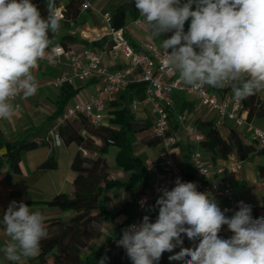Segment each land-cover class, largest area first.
<instances>
[{
	"label": "clouds",
	"instance_id": "1",
	"mask_svg": "<svg viewBox=\"0 0 264 264\" xmlns=\"http://www.w3.org/2000/svg\"><path fill=\"white\" fill-rule=\"evenodd\" d=\"M134 5L150 38L173 32L161 47L165 66L179 73L181 83L193 88L228 86L238 101L264 89V0H134ZM46 8L44 18L32 0H0V119L14 115L9 98L22 94L26 99L37 92L32 70L51 43L49 32L60 29L55 0H48ZM55 143L61 144L58 136ZM145 202L141 200V206ZM156 207L155 222L145 215L140 224L123 229L116 242L132 264H159L162 254L176 247L180 251L168 259L182 264H264V216L254 219L252 207L243 201L229 217L228 210L197 191L194 182L177 177L175 187L162 190ZM0 225L10 237L2 250L13 262L37 257L48 236L42 212L23 201L9 203ZM223 225L233 233L228 239L218 235ZM182 234L192 242L199 240L198 245L183 247Z\"/></svg>",
	"mask_w": 264,
	"mask_h": 264
},
{
	"label": "trees",
	"instance_id": "2",
	"mask_svg": "<svg viewBox=\"0 0 264 264\" xmlns=\"http://www.w3.org/2000/svg\"><path fill=\"white\" fill-rule=\"evenodd\" d=\"M48 0H35L44 18H47L46 8ZM56 4V1H55ZM81 1L70 0L65 7V21L69 24L76 23L81 14ZM111 27L116 30H123L127 36V22L136 21L142 17L135 8L134 0H123L120 4L111 9ZM51 43L57 38L56 33L49 32ZM66 38H62L61 45H66ZM107 42L106 38L101 42L92 44L82 41L89 48L103 47ZM49 44L46 50H50L53 44ZM45 50V51H46ZM209 86V85H208ZM222 96L234 98L231 88H213ZM144 85L132 84L128 90L120 95L118 99L111 101V106L115 110L110 112L109 125L99 128L90 126L84 120L68 121L65 126L59 128V135L65 145L75 144L82 150L93 154L92 159L82 156L79 151L72 162V170L77 174L74 181V189L71 194H60L51 201L44 204L48 207L57 208L64 213H74L68 219H53L45 221L48 232L46 239L41 241V250L29 264H98V261L107 256L105 264H132L128 258L126 250L117 246V239L123 233L125 227L134 222L137 218L142 222L143 217L148 215L151 222H155L158 216V207L152 193L153 176L148 170L146 162L136 156V146L140 144L142 135L144 139L149 138L144 146L155 148L161 144V140L152 136V122L139 123L136 116L130 110V104L134 98H144ZM81 92V88L75 89L69 84H64L59 89V95L55 102L56 111L51 116V121H57L64 115V111ZM175 110L172 112V125L177 129V115L183 114L186 110L193 108V103L188 101L182 93L174 94ZM243 107L249 111L248 119L251 121H264V100L261 99L260 91L255 95L242 100ZM196 129L204 135V140L200 143V149L207 154L213 162L225 160L232 153H237L243 162H249L255 157H264V148H258L255 144H246L240 134L230 129L227 138L221 135L214 122L201 117L193 119ZM78 123L81 124L77 126ZM86 124V125H85ZM82 130H86L90 136L84 137ZM151 135V137H150ZM100 141V144H97ZM44 146H51L45 140L40 142L32 140L31 136L17 139L14 142L6 141L0 134V147L7 148V152L0 155V168L6 165L14 174H21V162L26 152L37 150ZM54 147V146H53ZM182 153L183 161L189 164L195 146L188 141L182 140L176 144ZM113 149L115 156V166L123 173H131L127 180H115L111 178L109 166L105 157ZM58 168V161L53 154L47 159L39 170L52 171ZM259 172L264 177V165H259ZM109 191L129 193L131 201L123 203L120 207L110 210L108 202ZM144 195L150 196L147 209L144 213H139L136 203ZM119 217H124V221L118 224L106 237L105 242L109 247H93L90 252H85L94 241L102 238V230L95 229L93 225H104L112 223ZM261 215L254 207L253 218ZM183 247L191 248L198 245L197 241H190L185 234H182ZM173 255L164 252L159 264H172L168 257ZM190 259V257H188Z\"/></svg>",
	"mask_w": 264,
	"mask_h": 264
},
{
	"label": "built area",
	"instance_id": "3",
	"mask_svg": "<svg viewBox=\"0 0 264 264\" xmlns=\"http://www.w3.org/2000/svg\"><path fill=\"white\" fill-rule=\"evenodd\" d=\"M81 12L94 10L91 0H80ZM187 0H181V4ZM61 21H65V8L58 7ZM103 20L109 29L111 41L103 48L86 47L81 53L75 54L63 45L57 44L50 48L47 57L49 65L57 66L66 63L68 70L52 81V87L59 90L64 84H69L78 89L81 84L95 80L100 84L98 92L90 97L87 102H74L68 105L64 115L58 120L56 126L50 131L45 141L51 146L63 145L59 135V128L68 121L84 120L90 126L99 128L105 125L110 111V102L118 99L132 84L144 85V98H134L130 104L132 113L147 111L152 122V136L161 140L157 161L149 168L153 176L152 193L155 197L162 195V190H171L175 187V180L179 177L184 182H194L197 191L206 193L209 199H214L222 211L229 214L238 211V202L234 194V183L243 169L244 163L237 153H232L225 160L213 162L210 157L200 149L204 135L194 125V117L206 111V119L214 122L216 128L243 130V136L258 148H264V126H259L256 121L248 119L249 111L243 107L242 101L229 96H222L216 90L209 89L208 85L193 88L179 81V73L165 66V52L160 44L146 43L140 48L133 46L125 36L123 30L116 31L111 27V12L102 14ZM139 21V22H138ZM190 26L191 18L187 21ZM135 25L142 26L143 18L134 21ZM173 32H167L163 39H168ZM171 52V49L168 50ZM108 55L113 60H120L123 65L115 70H110L103 65L104 57ZM182 93L193 103V108L177 115V129L172 125V112L175 110L174 94ZM22 94L9 98V102L16 103L20 108L19 99ZM84 137L90 136L82 130ZM59 137L61 144L55 143ZM252 136V138H251ZM185 140L196 148L192 152L189 164L177 160L176 147L180 141ZM100 144V141H97ZM82 156L92 159L94 156L89 151L82 150ZM146 202L141 206V200ZM150 196L140 197L136 203L139 213L147 209ZM254 209V206L243 201ZM140 219L128 224H140ZM123 234V233H122ZM122 234L117 239L122 238ZM116 241V242H117ZM197 243L199 241L197 240Z\"/></svg>",
	"mask_w": 264,
	"mask_h": 264
},
{
	"label": "crops",
	"instance_id": "4",
	"mask_svg": "<svg viewBox=\"0 0 264 264\" xmlns=\"http://www.w3.org/2000/svg\"><path fill=\"white\" fill-rule=\"evenodd\" d=\"M33 1L35 0H32V2ZM55 1L56 8H65L70 2V0ZM103 1L104 0H91L94 7V10L92 11H98L99 13L100 7L98 8V6ZM193 10H195V4L193 5ZM188 29L189 25L186 21L184 31L187 32ZM126 33L127 39L136 48H140L146 43L160 44L165 35L164 33L155 39L150 38L147 23L144 22L142 26H137L134 21L127 22ZM56 36L57 38L51 44L54 46L61 44L62 38H66L65 41L67 46H63L75 54L81 53L82 50L87 47L82 41H86L90 44L93 42H102L104 38L107 40L105 44L111 41L108 27L101 26L98 17L94 23H91L90 15L87 12H81L76 23L68 24L66 21H61L60 29L56 32ZM99 48L100 47H96V49ZM49 54L50 50H46L44 58L40 59L38 61V66L32 70L38 85L36 94L26 99L21 96L19 99V109L16 108V103L10 102L15 108L14 115L10 119H0V134L8 142H14L27 135L31 136L32 140L38 142L45 140L59 120H50L51 116L56 111L55 102L59 95V90L52 87V81L54 78L67 71L68 66L66 63L57 66L49 65L47 62ZM103 65L110 70H115L120 68L123 65V62L120 60H113L110 56L106 55L103 60ZM79 88H81V94L84 96V100H80L76 97L70 104L74 102H87L90 97L98 92L100 84L95 80H90L81 84ZM113 110H115V108L111 106L110 102L109 113ZM202 112H205L206 114V111ZM135 116L139 123L151 121L148 112L145 110L138 112ZM198 117L207 120L202 113H200ZM105 125H109V119L105 122ZM229 131L230 128L220 130L221 135L224 138L228 137ZM237 132L246 144H251L250 141L243 136V130H238ZM72 145L67 146L63 144L56 147L44 146L37 150L26 152L23 155L21 162V174H14L7 165L0 168V220L3 219V214L7 210L9 203L12 201H23L33 211L39 209L44 215L45 221L53 219L68 220L75 215L74 213H64L57 208L48 207L44 204L45 202L51 201L57 195L71 194L73 192L74 181L77 174L72 170V162L78 152L82 151V149L77 145V148H72ZM6 152L7 148L0 147V155L5 154ZM53 154L57 158L58 168L48 172L39 170L41 164ZM108 157L109 155H107L105 159L109 166L111 178L115 180H127L131 176V173H123L118 170L115 166V161L112 163L113 165H109ZM177 160L179 162H184L180 150L177 152ZM156 161L157 160L153 161L152 159L147 158L146 164L148 170ZM259 165H264V157L257 156L252 161L244 163L243 169L234 183V194L237 200L252 204L258 209L259 214L264 216V177H262L259 172ZM108 196L110 198V201L108 202V208L110 210L115 207H120L123 203L131 201L130 194L124 191H118L117 195H114V191H109ZM234 213L229 214L228 216L231 217ZM124 219V217H119L112 223L104 224L102 227L103 236L99 240L93 242L90 246L91 250L93 247L105 246L108 248L109 244L105 242L106 237L109 236L111 231L118 224H121ZM2 227L3 226L0 225V228ZM218 235L221 238L228 239L233 233L228 230L227 225H223ZM9 242L10 237L0 230V264H29L35 258L22 259L19 262L7 260L2 249ZM179 251L180 247H176L172 254ZM172 264H182V262L173 261Z\"/></svg>",
	"mask_w": 264,
	"mask_h": 264
},
{
	"label": "rangeland",
	"instance_id": "5",
	"mask_svg": "<svg viewBox=\"0 0 264 264\" xmlns=\"http://www.w3.org/2000/svg\"><path fill=\"white\" fill-rule=\"evenodd\" d=\"M123 0H104L99 6L98 8L100 7V12L98 13V11H87V13L90 15V18H91V23H94V21L96 20V18L98 17L99 18V22L101 24V26H107L106 23L104 22L103 20V17H102V14L104 12H110L112 7L115 6V5H118L122 2ZM86 13V12H85ZM97 15V17H96ZM260 96H261V99L264 100V89H261L260 90ZM78 98L80 100H84V96L81 94V92L79 93L78 95ZM204 116H206L207 114H205V112H201ZM199 115V114H198ZM198 115H196L195 117H197ZM110 118V113L108 114L107 116V121L108 119ZM106 121V122H107ZM256 124L259 125V126H264V121H256ZM86 125V124H85ZM77 126H80L81 127V124L78 123ZM151 137V135H150ZM141 138V142L140 144H138L136 146V156H139L141 157L145 162L147 160V158H150L152 159L153 161L154 160H157V157H158V154H159V151H160V148L159 147H155V148H148V147H145V143L147 142V140L149 138H146L144 139L143 135ZM252 138V136H251ZM72 148H77L76 145H72ZM114 155H113V149L111 151V153L109 154V157H108V162H109V165H111L112 163H114ZM113 165V164H112ZM102 227L103 225L99 226V225H93V228L95 229H98L100 228L102 230ZM99 240V239H98ZM102 242V241H101ZM103 244V243H102ZM91 251V247H89L88 249L85 250V252H90Z\"/></svg>",
	"mask_w": 264,
	"mask_h": 264
}]
</instances>
